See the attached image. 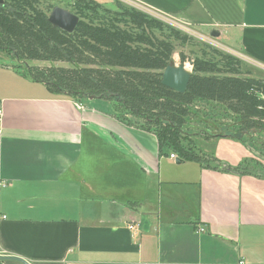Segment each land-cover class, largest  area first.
<instances>
[{"label": "crops", "instance_id": "1", "mask_svg": "<svg viewBox=\"0 0 264 264\" xmlns=\"http://www.w3.org/2000/svg\"><path fill=\"white\" fill-rule=\"evenodd\" d=\"M129 1L201 36L217 32L219 50L264 79V0ZM19 64L0 53V255L264 264V156L254 139L200 134L202 161L178 165L106 101L72 100L28 79L15 88Z\"/></svg>", "mask_w": 264, "mask_h": 264}, {"label": "trees", "instance_id": "2", "mask_svg": "<svg viewBox=\"0 0 264 264\" xmlns=\"http://www.w3.org/2000/svg\"><path fill=\"white\" fill-rule=\"evenodd\" d=\"M69 6L80 19L71 34L49 22L55 6L48 0H5L0 53L25 66L32 61L70 65L29 72L72 100L110 103L120 121L156 136L160 156L201 162L205 155L195 140L200 134L246 138L248 143L264 135V79L244 72L238 58L211 46L210 57L189 60L180 53L181 66L188 60L192 65L181 94L162 84L163 71L174 65L176 43L189 44L191 37L121 2L115 9L96 0ZM230 115L235 127L223 123Z\"/></svg>", "mask_w": 264, "mask_h": 264}, {"label": "rangeland", "instance_id": "3", "mask_svg": "<svg viewBox=\"0 0 264 264\" xmlns=\"http://www.w3.org/2000/svg\"><path fill=\"white\" fill-rule=\"evenodd\" d=\"M76 0H48L49 3L53 4L55 7H62L65 8L69 11H71V7L69 6ZM97 2H100L103 4L105 7L109 9H115L116 8V3L120 2L118 0H96ZM195 29V28H194ZM196 30V29H195ZM182 32V31H181ZM189 37H191V40L189 44L185 45H180L179 43H176V51L174 54L175 60H174V65L175 66H181L180 64V57L179 54L182 53L184 54L189 60L195 59V58H201V57H210L212 55V51L208 48V46L213 47L212 45L208 44L204 40L198 38V35H195L193 33H187V32H182ZM209 37V36H207ZM215 48V47H214ZM217 49V48H216ZM189 60L184 64V67L192 73V65L190 64ZM20 65V64H19ZM16 65L18 68H15L13 73H15V77H20V78H15L11 79V83L15 88L22 87L24 85V81L28 79L29 81H35L29 72V68H49V67H70L68 64L64 63H51V62H37V61H32L29 62L28 66L25 65ZM242 70L244 72L248 71L246 69V66L243 64L242 65ZM19 83V84H17ZM109 110L113 112L112 105L108 106ZM210 109V108H209ZM130 119L133 122L136 123H141L140 120H137L135 118L130 117ZM223 123L226 125H230V127L234 126L237 124V121H235V117L233 115H230L228 117H224ZM255 137V136H254ZM256 138V139H255ZM254 138L255 142H253L254 145L252 147H255L256 151H258L257 154L260 155V153L263 155L264 154V148L262 145H264V135L256 136ZM261 156V155H260Z\"/></svg>", "mask_w": 264, "mask_h": 264}, {"label": "water", "instance_id": "4", "mask_svg": "<svg viewBox=\"0 0 264 264\" xmlns=\"http://www.w3.org/2000/svg\"><path fill=\"white\" fill-rule=\"evenodd\" d=\"M4 3L5 0H0V5H3ZM79 21L80 19L77 15L62 7H55L49 14V22L53 26L58 27L69 34L76 30ZM218 36L219 34L217 32L211 34V37L213 38H217ZM191 75L192 73L189 72L186 67L171 65L163 71L162 84L183 94L188 87ZM183 162L184 160L176 158V164L180 165ZM0 261H17L22 264H30L28 261L20 257L10 255H0Z\"/></svg>", "mask_w": 264, "mask_h": 264}, {"label": "built area", "instance_id": "5", "mask_svg": "<svg viewBox=\"0 0 264 264\" xmlns=\"http://www.w3.org/2000/svg\"><path fill=\"white\" fill-rule=\"evenodd\" d=\"M118 1H120L121 3H123V4H125V5H127L129 7H133L135 9L140 10V11L146 12V13H148V14H150V15H152V16L160 19V20H162L163 22L169 24L170 26H172V27H174V28H176V29H178V30H180L182 32L184 31V32H187V33H193L195 35H198V38L204 40L205 42H207L208 44L212 45L213 47H215L217 49L220 48L219 45L217 44V42L211 36H209V37L201 36V35L197 34L196 32L192 31L191 29H188L187 27H184L182 25H178V23H176L175 21H172V20L167 19L165 17H162L160 15H157V14H155L153 12H150L149 10L143 9V6L138 5V4H136V3L132 2V1H129V0H118ZM1 116H2V111H0V118H1ZM170 157L173 160H176V158H177V156L175 154H171ZM134 227L135 226H133L132 228H134ZM241 264H243V263H241Z\"/></svg>", "mask_w": 264, "mask_h": 264}]
</instances>
